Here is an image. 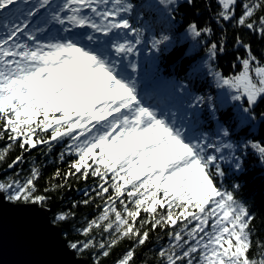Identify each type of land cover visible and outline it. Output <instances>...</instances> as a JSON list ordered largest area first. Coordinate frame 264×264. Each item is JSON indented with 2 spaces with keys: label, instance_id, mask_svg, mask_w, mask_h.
Segmentation results:
<instances>
[{
  "label": "snow or ice",
  "instance_id": "obj_1",
  "mask_svg": "<svg viewBox=\"0 0 264 264\" xmlns=\"http://www.w3.org/2000/svg\"><path fill=\"white\" fill-rule=\"evenodd\" d=\"M154 2L171 10V18L182 0ZM184 2L191 5L193 0ZM237 2L216 0V22H232L264 39V0H241L239 17ZM41 9L49 10L50 19L37 20ZM134 10L128 0H0V19L5 21L0 23V140L7 137L0 164L14 145L21 154L8 169L25 163L24 153L37 146L47 155L62 145L60 162L73 157L63 173L57 167L43 189L37 186L42 170L35 165L27 174L0 177V197L43 208L50 202L48 193L69 188L73 177L85 183L91 177L94 186L85 188V198L72 208L99 200L98 215L78 230L86 239L70 243L72 250L98 248L106 258V249L128 239L131 247L115 264H133L136 247L148 242L150 231L160 229L168 244L160 248L158 264H264V242L258 241L256 254L250 255L255 217L236 197L241 185L233 183L231 190L224 186L225 166L243 171L249 153L264 167V137L233 139L239 129L264 123V112H256L264 98V66L251 45L237 36L236 45L246 53L237 57L241 71L224 77L215 67L218 49L225 51L223 37L219 43L205 42L206 75L217 89L228 90L232 102V118L224 122L213 97L163 77L155 65L145 68L143 80L137 79L140 68L134 56L146 42L147 29L133 24ZM50 24L62 34L43 41ZM186 32L199 40L211 36L212 29L190 22ZM170 40L167 34L153 36L150 47L159 52ZM191 71L190 66L186 76ZM169 93L187 96L182 113L158 111L142 102L144 96ZM205 106L214 125L211 132L197 127ZM70 218L75 214L64 211L54 222ZM93 228L107 234L106 243L97 244ZM93 261L99 264L96 257Z\"/></svg>",
  "mask_w": 264,
  "mask_h": 264
},
{
  "label": "trees",
  "instance_id": "obj_2",
  "mask_svg": "<svg viewBox=\"0 0 264 264\" xmlns=\"http://www.w3.org/2000/svg\"><path fill=\"white\" fill-rule=\"evenodd\" d=\"M128 2L135 5V10L131 16L133 24L142 30L147 29L145 34L146 42L139 46L140 51L134 56L137 62L140 61L141 74L138 80L144 79L146 67L155 65L163 77L172 78L177 84H187L189 90L194 94L213 97L215 102L223 109L219 113L220 119L224 122L229 121L233 115L229 92L224 93L221 89H217L212 79L206 75V69L203 67V62L207 59L205 42L209 44L211 42L219 43L223 37L225 51L220 54L218 49L215 67L224 77H230L241 71L237 57L243 58L246 55L243 47L236 45V37L239 36L243 43L251 45L253 54L259 59L262 66H264V39L259 38L258 35L253 34L246 27H234L232 22H221V24H218L214 19L218 9L216 0H193L191 5L182 0L175 13L171 14V18H169L171 10L158 7L154 0H128ZM240 3L241 0H238L236 17L241 14ZM4 22L0 19V23ZM190 22H195L200 27H211V36H203L199 40L192 39L186 32ZM162 34L169 35L171 40L161 51H154L150 47V39L153 36L159 38ZM234 64L235 67H233ZM190 66L192 71L189 76H186V70ZM151 97L153 96H144L142 100L147 101ZM151 99L152 101L149 105L157 107L158 111H167L166 109L171 108L177 110L178 114H180L187 101V96L169 93L164 97L157 96V98ZM256 112L258 114L264 112V98L259 101ZM207 116L208 113L205 106L202 109V123L197 126L199 131L207 130L211 132L213 130L214 125L208 121ZM230 127L235 128V124H231ZM247 136H252L254 139L264 137V123L256 128L244 127L239 129L233 139ZM6 142V136L3 140H0V152L4 151ZM61 147L62 145L57 144L53 152L46 155L44 154L46 150L42 146H37L30 152L24 153L25 163L8 169V163H11L17 155L21 154L19 146L14 145L11 151L4 152L6 160L0 164V177L13 176L19 171L27 174L28 170L35 165L42 170L37 186L43 189L46 183L54 176L57 167L63 173L67 170L68 163L73 159V157H66L64 162H60L57 156ZM225 171L228 175L225 178L224 186L231 190L233 183H239L241 187L236 192V197L249 207L250 214L255 217L252 221L253 250L250 253V255H254L257 252V242H264V167L259 166L256 158L249 153L244 160L243 171L236 173L227 165L225 166ZM60 182L52 180V183ZM68 183L70 184L69 188L55 193H48L51 199L44 207L48 209L51 221L60 226L62 235L66 238L69 245L72 242H82L86 239L83 235L78 234V230L86 227L87 222L98 215L96 204L101 203V201L96 200L95 203L88 206L81 205L72 208L73 202L81 201L85 198L83 196L84 189L94 186L95 180L90 177L85 183L82 180L77 181L73 177ZM64 211H68L70 216L74 213L75 218H70L66 223L54 222V216ZM141 216H145V214L142 212ZM91 237L95 238L97 244L100 242L106 243L108 239L107 234L95 228L92 229ZM167 244L168 236L166 231L160 229L150 231L148 242L144 246L136 247L133 264H158V252L160 248L165 247ZM130 247L131 242L128 239H123L115 247L106 249L110 252V255L106 258L103 257L98 248L89 249L84 253L74 252L78 256L86 257L90 264H94L93 257L99 260V264H115L122 253ZM256 258H259L258 255Z\"/></svg>",
  "mask_w": 264,
  "mask_h": 264
},
{
  "label": "water",
  "instance_id": "obj_3",
  "mask_svg": "<svg viewBox=\"0 0 264 264\" xmlns=\"http://www.w3.org/2000/svg\"><path fill=\"white\" fill-rule=\"evenodd\" d=\"M0 264H90L78 256L46 207L0 197Z\"/></svg>",
  "mask_w": 264,
  "mask_h": 264
},
{
  "label": "rangeland",
  "instance_id": "obj_4",
  "mask_svg": "<svg viewBox=\"0 0 264 264\" xmlns=\"http://www.w3.org/2000/svg\"><path fill=\"white\" fill-rule=\"evenodd\" d=\"M148 1H151V0H148ZM51 2L52 3H59L60 2V0H51ZM43 19H50V15H49V10H46V9H41V11H40V16L39 17H37V20H43ZM36 21H34V23H35ZM77 31H79V29H77ZM59 33V26L58 25H55V24H50L49 26H48V31L45 33V34H43V36H42V40L43 41H47V40H49V39H51V40H54V39H56L57 38V34ZM138 64H139V68H140V61L138 62ZM140 74H141V70H140ZM140 76V75H139ZM138 76V77H139ZM222 90V92H224V93H228V90L227 89H221ZM151 98H153V99H155V98H157V96H153V97H151ZM149 99V100H147V101H145V100H142V102L146 105V106H148V102L150 101H152V99ZM147 102V103H146ZM166 110H168V109H166Z\"/></svg>",
  "mask_w": 264,
  "mask_h": 264
}]
</instances>
